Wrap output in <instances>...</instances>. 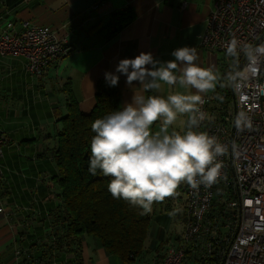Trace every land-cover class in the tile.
I'll return each instance as SVG.
<instances>
[{"label":"crops","instance_id":"obj_1","mask_svg":"<svg viewBox=\"0 0 264 264\" xmlns=\"http://www.w3.org/2000/svg\"><path fill=\"white\" fill-rule=\"evenodd\" d=\"M213 3L214 0H0V22L13 20L19 27L24 20L34 21L49 25L59 37L69 40L66 54L41 75L26 71V58L22 55H0V134L7 138L2 159L4 176L0 178V207H3L0 263L18 264L15 251L20 247L21 253L39 257L42 248H29V245L51 241L46 215L62 203L60 187L52 180L57 172L52 149L58 143L57 119L66 112L67 96L62 91L66 82L71 81L81 110L90 112L95 104L98 81L105 78V72H115L121 59L151 52L155 59L168 61L175 59L171 55L173 50L189 46L197 50L196 63L217 74L215 89L201 95L209 97V105L219 104L217 86L225 67H231L232 59L227 53L210 51L201 44ZM95 4H98L96 8ZM127 8L133 10L134 19L115 37L104 39L100 28L112 13ZM125 81L126 77L120 75L117 86L121 106L130 101L132 91L140 90L136 82L129 88ZM175 91L195 93V89L162 85L158 93L145 94L167 95ZM186 119V116L178 117L171 127L183 131ZM159 127L158 121L153 130ZM185 185L181 183L175 194L160 202V208L155 210L162 213L159 219H151L143 255L123 262L110 255L95 236L86 234L82 245L84 264H138L137 260L150 250L152 256L146 258L145 264H159L170 243H178L183 232L182 228L177 238L170 237L166 248L162 243L160 246L159 237L165 234L161 223L162 204L169 199L171 205H165V209H170L172 202L182 203L185 223ZM154 221L157 228L151 231ZM190 247L183 264H209L205 257L213 256L206 248L199 249L194 244ZM50 264L63 263L61 259H54Z\"/></svg>","mask_w":264,"mask_h":264},{"label":"built area","instance_id":"obj_2","mask_svg":"<svg viewBox=\"0 0 264 264\" xmlns=\"http://www.w3.org/2000/svg\"><path fill=\"white\" fill-rule=\"evenodd\" d=\"M233 37L241 44L264 43V0H214L201 44L227 53ZM68 42L49 25L24 20L17 27L13 20L0 22V55L24 56L31 75H41L62 58ZM232 57L237 62L233 109L228 108L219 121L208 122L210 99L202 96L206 119L199 130L225 146L218 157L220 176L210 187L185 185V226L180 241L168 247L160 264H183L192 244L212 253L214 264H264V62L250 65L242 52ZM6 142L0 134V178ZM15 255L21 264V252Z\"/></svg>","mask_w":264,"mask_h":264},{"label":"clouds","instance_id":"obj_3","mask_svg":"<svg viewBox=\"0 0 264 264\" xmlns=\"http://www.w3.org/2000/svg\"><path fill=\"white\" fill-rule=\"evenodd\" d=\"M226 51L229 56L242 52L250 65L264 62V43L241 44L233 37ZM171 55L175 59L160 61L151 52H141L135 58L121 59L115 72H105L110 87L117 86L124 75L129 88L136 82L140 90L132 91L130 101L91 124L95 135L88 171L96 175L99 170L110 177L112 197L140 207L145 214L154 203L173 196L181 183L193 189L213 185L220 176L218 157L225 152L216 136L199 130L206 119L201 94L215 89L217 74L196 63L195 47L177 48ZM162 85L195 89V93L145 94L158 93ZM180 116L187 117L184 130L170 131ZM158 121L159 129L153 130Z\"/></svg>","mask_w":264,"mask_h":264},{"label":"trees","instance_id":"obj_4","mask_svg":"<svg viewBox=\"0 0 264 264\" xmlns=\"http://www.w3.org/2000/svg\"><path fill=\"white\" fill-rule=\"evenodd\" d=\"M134 17L131 8L112 13L109 21L100 28L103 38L110 40L115 37ZM230 58L232 65L223 72L217 86L219 103L228 97L233 99L232 80L229 77L233 76L237 62L234 57ZM62 91L67 96L66 112L57 119L58 143L52 149L57 169L52 180L60 187L62 203L46 215L47 220L49 218L51 241L30 244L29 248H42H39L40 256L21 253L20 263L50 264L54 259H61L63 264H84L82 245L86 234L95 236L110 255L119 257L123 262L134 261L145 251L152 211L145 214L138 206H132L123 199H114L108 191L111 178L99 170L96 175L88 171L90 143L95 135L91 124L95 119L122 107L120 90L118 86L110 87L105 78L100 79L95 104L90 112L81 110L71 81L66 82ZM227 109L220 107L221 116L212 118L209 115L208 122L222 119ZM190 248L186 254L191 251ZM18 251L21 252V247ZM205 259L209 264H214L215 258L209 256Z\"/></svg>","mask_w":264,"mask_h":264},{"label":"rangeland","instance_id":"obj_5","mask_svg":"<svg viewBox=\"0 0 264 264\" xmlns=\"http://www.w3.org/2000/svg\"><path fill=\"white\" fill-rule=\"evenodd\" d=\"M224 53H226V52H222V54H224ZM230 63L232 65V62H230ZM228 68L229 67L226 66L225 70L227 71ZM213 93H214V91H213ZM220 107H223L224 109L225 108L233 109V99H232V97H228L227 99H223V101L220 102L219 104L212 102L209 105V107H208L209 115L212 118L220 117L221 116V111H222V110H220ZM179 127H181V126H179ZM169 130L171 131L172 127H170ZM176 130H178V129H176ZM179 194L181 196L183 195L182 189L179 190ZM162 205H163V215H162L161 223L164 225L163 231L165 232V234L159 237L161 239V240H159V243H160V246H161V243H162V247L166 248V246L170 243V240H171L170 237L176 236V238H177V235L181 233L182 228L184 229V226H185V223H184L185 211H184L183 204L182 203H178L177 200L175 202H172V207L170 209L169 208L165 209L166 208L165 205L166 206H170L171 205V202H170L169 199H167L165 204H162ZM158 208H160V202L159 203H154L153 207H152V212H151V214H152L151 216H152L153 220L155 218L159 219L158 215L160 213H162V212H159L160 210L158 211V213L155 211L156 209L158 210ZM155 212L157 213V215L155 214ZM154 228L155 229L157 228L156 221L153 222V227L151 228V231ZM154 233H155V235H158L156 232H154ZM173 241H174V239H173ZM147 243L148 244L150 243L149 237H148ZM171 244H173V242L170 243V245ZM169 249L170 248H167L166 251L169 250ZM148 250H150V249L148 248ZM149 256L150 257L152 256V250L147 251L143 257H140V259L137 260V263L138 264H145L146 258L149 257ZM163 258H164V256H163ZM163 258L160 260V262L163 260ZM184 260H185V257H184ZM184 260H183V263H184ZM160 262H159V264H160ZM0 264H2V263H0Z\"/></svg>","mask_w":264,"mask_h":264}]
</instances>
